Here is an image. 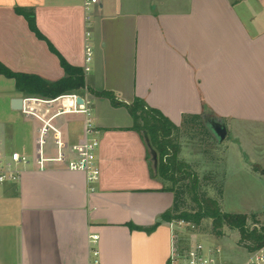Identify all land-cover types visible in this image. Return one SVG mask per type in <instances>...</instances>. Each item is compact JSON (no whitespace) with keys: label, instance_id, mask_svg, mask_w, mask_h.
<instances>
[{"label":"crops","instance_id":"crops-1","mask_svg":"<svg viewBox=\"0 0 264 264\" xmlns=\"http://www.w3.org/2000/svg\"><path fill=\"white\" fill-rule=\"evenodd\" d=\"M17 8L34 11L44 39ZM91 15L94 60L86 75L83 0H0L5 67L54 83L66 77L62 57L84 73L87 89L73 93L91 101L101 170L93 193L83 172L58 165L39 172L34 163L19 183L0 186V264H95L93 235L99 264H175L183 238L186 249L202 243L162 219L174 194L153 176L143 135L129 130L127 108L95 93L112 92L125 104L141 99L177 127L189 115L215 118L235 142L246 131L264 130V0H100ZM17 98L49 99L27 96L0 74V152L34 162L43 123L14 110ZM57 107L35 105L46 120ZM51 125L67 150L86 140L83 115L61 113ZM47 149L57 151L51 130ZM211 239L206 244L218 246ZM252 254L222 249L217 264H247Z\"/></svg>","mask_w":264,"mask_h":264},{"label":"trees","instance_id":"trees-1","mask_svg":"<svg viewBox=\"0 0 264 264\" xmlns=\"http://www.w3.org/2000/svg\"><path fill=\"white\" fill-rule=\"evenodd\" d=\"M17 13L25 17L31 30L39 39H44L39 32L35 13L32 9L17 8ZM54 53L57 51L51 46ZM61 64L66 71V77L58 82H48L36 75L15 73L0 62V74L14 79L18 91L27 96H36L46 99H56L62 95L87 89L85 75L81 70L69 66L60 57ZM99 97L107 98L114 107H125L133 118V127L129 130L136 131L143 135L146 132L149 136L152 148L158 154L157 170L153 176L159 178L165 185V191L174 194V205L166 212L162 219L169 222L184 221L196 228H200L205 220H212V233L221 238L224 235V228L238 232L240 235L239 246L255 253L264 247V225H260L256 214H231L222 210L220 199L223 194L222 184L217 198H211L201 192V179L187 162L180 160L181 146L179 136L184 132H200L212 138V134L206 125V118L203 115L185 116L181 126L177 127L170 119L164 116L159 110L150 108L143 100L136 99L132 104H125L119 101L112 92L95 93ZM189 195L197 208L194 211L183 209V198ZM252 222L251 226L249 222ZM156 228L142 229L151 232ZM184 238L180 241L178 251L186 250Z\"/></svg>","mask_w":264,"mask_h":264},{"label":"rangeland","instance_id":"rangeland-1","mask_svg":"<svg viewBox=\"0 0 264 264\" xmlns=\"http://www.w3.org/2000/svg\"><path fill=\"white\" fill-rule=\"evenodd\" d=\"M211 136L213 139L200 132L182 131L178 139L181 146L180 160L190 164L199 175L203 194L217 198L222 184L220 205L224 212L248 215L256 213L259 226L264 225V167L255 171L250 165L252 161H256L264 166V130L259 128L244 132L241 142L231 141L227 137L224 142L219 143L213 134ZM182 205L187 211L197 208L187 194ZM249 224L253 226L251 221ZM212 227V220H205L200 228L182 226L181 233L197 235L205 245L210 243L206 239L212 238L228 252L242 248L238 244V232L224 228V235L219 238L213 235Z\"/></svg>","mask_w":264,"mask_h":264},{"label":"built area","instance_id":"built-area-1","mask_svg":"<svg viewBox=\"0 0 264 264\" xmlns=\"http://www.w3.org/2000/svg\"><path fill=\"white\" fill-rule=\"evenodd\" d=\"M100 4V0H83L85 10V67L84 72L88 75L92 71L94 60V49L92 44L91 11ZM82 99L83 103L78 100ZM36 104H43L48 107H57V112L51 118L46 120L44 116L35 108ZM22 112L25 115L34 117L43 123L38 137L37 158L33 160L18 152L4 154L0 152V186L6 184H17L21 181L24 172H26L34 163L36 170L45 172L54 165L63 166L69 171L83 172L91 193L95 192L101 179V170L98 164V151L100 148L99 131L94 123L91 101L77 93L62 95L56 99L45 100L40 98H23ZM61 113H70L83 115L86 124V140L82 144L74 145L68 150L62 142V133L51 125L54 117ZM51 130L56 136L57 151L55 154L48 153L47 133ZM176 225L194 226L184 221L175 223ZM89 242L92 248V255L95 258V264H99V236H90ZM222 254V248L219 246L205 245L200 242H192L184 251L178 249L173 254V263L175 264H217L218 257ZM247 264H264V247L252 254Z\"/></svg>","mask_w":264,"mask_h":264},{"label":"water","instance_id":"water-1","mask_svg":"<svg viewBox=\"0 0 264 264\" xmlns=\"http://www.w3.org/2000/svg\"><path fill=\"white\" fill-rule=\"evenodd\" d=\"M78 102L81 104L83 103L82 99H79ZM12 108L17 111H21L23 109V98H17L12 101ZM206 125L208 129L211 131V133L216 137L219 143H222L226 140L227 138V127L224 123L216 120L215 118L212 117H207L206 118ZM143 138L145 141V144L149 150L150 154V161L152 164V169L154 171L157 170L158 166V154L157 152L152 148L149 136L146 132L143 133ZM264 174V171L262 172Z\"/></svg>","mask_w":264,"mask_h":264}]
</instances>
